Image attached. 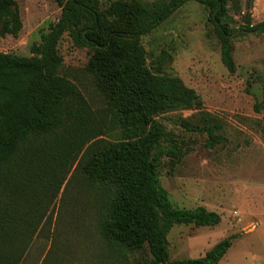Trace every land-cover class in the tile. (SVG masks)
Masks as SVG:
<instances>
[{
    "label": "trees",
    "instance_id": "1",
    "mask_svg": "<svg viewBox=\"0 0 264 264\" xmlns=\"http://www.w3.org/2000/svg\"><path fill=\"white\" fill-rule=\"evenodd\" d=\"M54 1L61 17L41 34L32 57L0 52V264H21L36 235L42 214L38 210L31 216L30 192L39 190L52 203L76 163L106 197L98 225L105 243L97 255L102 264H131L136 255L141 257L137 264H218L235 236L201 258L170 261L167 236L175 225L216 227L222 217L204 206L176 208L162 185L161 158L168 154L180 163L188 151L162 148L167 132L159 117L199 109L202 101L180 77L162 72L165 55L157 68L148 65L142 37L187 2H199L215 27L222 63L235 73L231 0ZM22 29L17 0H0V36L18 38ZM241 30L264 33V21L253 25L248 19ZM66 34L77 47L91 50L86 71L119 133L114 140L102 138L105 125L61 74L59 44ZM212 120L207 115L203 127L184 126L206 134L207 146L214 148L225 138L222 124ZM38 201L43 202L40 196Z\"/></svg>",
    "mask_w": 264,
    "mask_h": 264
},
{
    "label": "rangeland",
    "instance_id": "2",
    "mask_svg": "<svg viewBox=\"0 0 264 264\" xmlns=\"http://www.w3.org/2000/svg\"><path fill=\"white\" fill-rule=\"evenodd\" d=\"M17 2L23 29L18 38L0 36V52L32 57V47L59 20L62 8L54 0ZM248 19L253 25L264 21V0H231L228 21L236 30L235 73L222 63L215 27L199 2H187L142 37L148 65L157 68L165 55L162 72L180 77L202 101L199 109L159 117L167 132L162 148L188 151L180 163L168 154L161 158L162 185L176 208L204 206L222 217L216 227L175 225L167 236L171 262L201 258L221 240L235 236L218 264H264V33L241 30ZM59 53L64 60L61 74L81 91L93 118L105 125L102 138L116 139L119 133L106 101L86 71L91 50L77 47L66 34ZM207 115L223 126L225 141L214 148L207 146L206 134L184 126L203 127ZM77 165L69 170L68 184L52 203L43 192H30V214L39 210L42 218L21 264H102L97 255L105 251V243L98 225L106 197L81 175ZM138 260L139 255L131 257V264ZM107 264L113 263L108 260Z\"/></svg>",
    "mask_w": 264,
    "mask_h": 264
}]
</instances>
